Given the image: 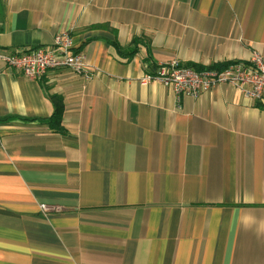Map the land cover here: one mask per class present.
<instances>
[{"label": "crops", "instance_id": "1", "mask_svg": "<svg viewBox=\"0 0 264 264\" xmlns=\"http://www.w3.org/2000/svg\"><path fill=\"white\" fill-rule=\"evenodd\" d=\"M61 34L91 78L0 60V264H264V103L139 83L264 58V0H0L1 55Z\"/></svg>", "mask_w": 264, "mask_h": 264}, {"label": "built area", "instance_id": "2", "mask_svg": "<svg viewBox=\"0 0 264 264\" xmlns=\"http://www.w3.org/2000/svg\"><path fill=\"white\" fill-rule=\"evenodd\" d=\"M72 45L68 35H57L51 46L36 49L19 50L18 52L1 55L8 67L18 71L30 80H38L47 71L69 68L75 74H82L87 79L92 74L81 53L71 51ZM158 82L169 87L176 96L197 98L219 85L236 88L245 98L256 103H264V58L252 51L249 60L232 63L224 69H207L196 71L183 67L177 61L161 64L154 73L146 74L139 81L141 85ZM42 209L46 206L42 205Z\"/></svg>", "mask_w": 264, "mask_h": 264}, {"label": "trees", "instance_id": "3", "mask_svg": "<svg viewBox=\"0 0 264 264\" xmlns=\"http://www.w3.org/2000/svg\"><path fill=\"white\" fill-rule=\"evenodd\" d=\"M138 43H139V39H134L132 41V48H122L116 40H113L110 42V44L115 48L119 56L125 59L131 58L137 52ZM146 62H149V59H147ZM234 62L235 61H229V62H225L222 64L212 65L209 67H201L199 65L192 64V63H185V64H182V66L186 68L194 69L196 71H203L207 69H217L218 70V69H224ZM49 101L51 102L53 110H52L51 116L48 119H46V121L48 122L51 129L55 130L56 132H61L62 130V126H61L62 109H60V106H59V103L61 102L60 97L53 95L49 98ZM8 119H9L8 117H4V118H0V121H6ZM24 120H32V119H24Z\"/></svg>", "mask_w": 264, "mask_h": 264}, {"label": "rangeland", "instance_id": "4", "mask_svg": "<svg viewBox=\"0 0 264 264\" xmlns=\"http://www.w3.org/2000/svg\"><path fill=\"white\" fill-rule=\"evenodd\" d=\"M257 52V51H256ZM252 53V52H251ZM251 56V55H250ZM249 60V59H248ZM236 62H244V61H235L234 63H236ZM189 97V96H188Z\"/></svg>", "mask_w": 264, "mask_h": 264}]
</instances>
